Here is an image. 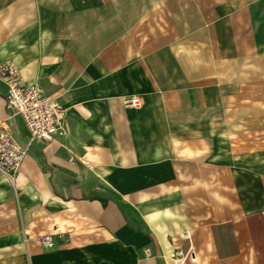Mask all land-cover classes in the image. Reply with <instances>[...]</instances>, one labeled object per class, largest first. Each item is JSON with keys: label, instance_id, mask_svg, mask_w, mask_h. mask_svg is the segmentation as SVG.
Returning a JSON list of instances; mask_svg holds the SVG:
<instances>
[{"label": "crops", "instance_id": "0c3cea01", "mask_svg": "<svg viewBox=\"0 0 264 264\" xmlns=\"http://www.w3.org/2000/svg\"><path fill=\"white\" fill-rule=\"evenodd\" d=\"M7 59L64 132L29 143L0 80V264H264V0H0Z\"/></svg>", "mask_w": 264, "mask_h": 264}, {"label": "built area", "instance_id": "2783aa9c", "mask_svg": "<svg viewBox=\"0 0 264 264\" xmlns=\"http://www.w3.org/2000/svg\"><path fill=\"white\" fill-rule=\"evenodd\" d=\"M0 80L6 86L5 105L11 116L21 117L28 129V141L36 139L50 141L64 132V108L58 102L41 92L33 83H24L16 64L10 60L0 62ZM123 108L136 110L142 105L138 95H127L122 98ZM27 148L22 146L15 134L0 120V173L12 179L18 172ZM186 232L182 237L189 239ZM40 243L45 248L53 246L52 236L44 234ZM176 255H183L181 250Z\"/></svg>", "mask_w": 264, "mask_h": 264}]
</instances>
